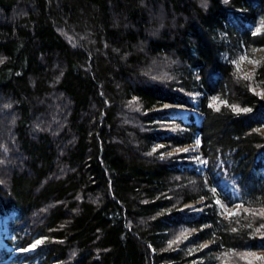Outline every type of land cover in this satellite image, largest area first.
I'll return each instance as SVG.
<instances>
[{
    "label": "trees",
    "instance_id": "trees-1",
    "mask_svg": "<svg viewBox=\"0 0 264 264\" xmlns=\"http://www.w3.org/2000/svg\"><path fill=\"white\" fill-rule=\"evenodd\" d=\"M0 218L11 264H264V0H0Z\"/></svg>",
    "mask_w": 264,
    "mask_h": 264
},
{
    "label": "rangeland",
    "instance_id": "rangeland-1",
    "mask_svg": "<svg viewBox=\"0 0 264 264\" xmlns=\"http://www.w3.org/2000/svg\"><path fill=\"white\" fill-rule=\"evenodd\" d=\"M244 60V58H241L240 59V63H242ZM196 103V102H195ZM166 104H164L163 106L159 107L156 109V111H159V112H166V111H163L164 109V106ZM168 105H172V104H168ZM177 106H180V107H184L186 109H189L191 110L190 111V114L188 116H192L194 117L195 121H197V123H200L202 117L200 115V113L193 109V108H189V107H186V106H183V105H177ZM188 116H184V117H178L180 119H182L183 121L188 119L189 117ZM174 153L176 154H185L188 156L190 155V160L194 161V165L195 166H199V167H202L203 165V161L197 156L198 153H199V145L197 142H194L193 144H190L188 147L184 148L182 147L181 149L177 150V151H174ZM184 157H179L178 158V161L179 162H182L183 160H185V158L183 159ZM187 159V158H186ZM188 209H185L187 208ZM223 208V211L226 213V214H233L236 210V207H232V208H225V207H222ZM200 209H202V206L200 204H195V203H190L188 205H184L182 206L180 209H179V212L181 214H190V213H196V212H199ZM3 229V228H2ZM1 229V226H0V231L2 230ZM207 245H204L203 247H205ZM32 250V247H30L29 249H27L25 252H28V251H31ZM23 251H19V252H16L11 246L8 245L7 243V239H5L4 236L0 235V264H11L12 260L14 258H16V255L18 253H21ZM232 255V254H231ZM233 256V255H232ZM240 256V255H238ZM249 257V259H252L254 256H251V255H245V258ZM234 259V264H241V262H244V258H240V259H244L243 261H238L233 257L231 258L229 261H232ZM245 264H247L245 262Z\"/></svg>",
    "mask_w": 264,
    "mask_h": 264
},
{
    "label": "bare ground",
    "instance_id": "bare-ground-1",
    "mask_svg": "<svg viewBox=\"0 0 264 264\" xmlns=\"http://www.w3.org/2000/svg\"><path fill=\"white\" fill-rule=\"evenodd\" d=\"M199 97V95H195L194 96V99L196 100V98H198ZM197 101V100H196ZM198 103V102H197ZM163 111H166V112H168V113H170L171 115H173V116H175V117H184V116H188L189 114H190V111L191 110H189V109H186V108H184V107H180V106H177V105H168V104H166L165 106H164V109H163ZM188 117H190V116H188ZM261 131H263V130H261ZM198 143V142H197ZM198 145H199V143H198ZM186 147H188V146H185L184 148H186ZM186 154V153H185ZM185 154H179V155H182V156H184ZM182 156H180V157H182ZM200 159H201V157H199ZM203 161V160H202ZM196 168H197V173H202V171H204L205 170V167H204V161H203V165H202V167H197L196 166ZM216 203H220V200L216 197ZM188 204H190V203H188ZM188 204H186V205H188ZM223 207V206H222ZM233 207H236V206H233ZM185 209H188V207L187 208H185ZM223 209V208H222ZM202 212V209H200V211L199 212H196V213H190V214H200ZM190 214H187V215H190ZM186 215V214H185ZM7 219L5 218V219H1L0 218V226H1V231H0V235H2V236H5V235H7L6 233L8 232V230H7V226H6V224H7ZM208 243H204L203 244V246L204 245H207ZM30 248V247H29ZM28 248V249H29Z\"/></svg>",
    "mask_w": 264,
    "mask_h": 264
},
{
    "label": "snow or ice",
    "instance_id": "snow-or-ice-1",
    "mask_svg": "<svg viewBox=\"0 0 264 264\" xmlns=\"http://www.w3.org/2000/svg\"><path fill=\"white\" fill-rule=\"evenodd\" d=\"M215 103H216V102L214 101L213 104L215 105ZM217 110H219V109L217 108ZM233 110H234V111H240V109H238V108H234ZM245 111H247V109H245Z\"/></svg>",
    "mask_w": 264,
    "mask_h": 264
}]
</instances>
